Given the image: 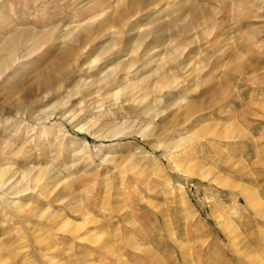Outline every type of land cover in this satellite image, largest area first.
I'll return each instance as SVG.
<instances>
[{
  "label": "rangeland",
  "instance_id": "obj_1",
  "mask_svg": "<svg viewBox=\"0 0 264 264\" xmlns=\"http://www.w3.org/2000/svg\"><path fill=\"white\" fill-rule=\"evenodd\" d=\"M19 36L0 264H264V0H0V45ZM159 77L157 116L123 101Z\"/></svg>",
  "mask_w": 264,
  "mask_h": 264
},
{
  "label": "bare ground",
  "instance_id": "obj_2",
  "mask_svg": "<svg viewBox=\"0 0 264 264\" xmlns=\"http://www.w3.org/2000/svg\"><path fill=\"white\" fill-rule=\"evenodd\" d=\"M98 28H100V27H98ZM97 28V29H98ZM96 31V30H95ZM94 33V32H93ZM22 36H19V37H12V39H10V40H7V41H3L2 42V44L0 45V76H1V74L6 70L7 71V69H9L11 66H13L17 61H19L21 58H23V57H25L26 56V54H19L18 53V49H19V46H21L20 44H23V40H21L20 38H21ZM33 37V36H32ZM36 37V36H35ZM4 39V38H3ZM30 38H27V39H24L25 41L24 42H27L28 40H29ZM37 39V38H36ZM28 55V54H27ZM137 61H139V60H137ZM142 61V60H141ZM117 66V65H116ZM134 66V61L133 60H130L129 62H127V63H125L124 64V67L123 68H121V69H119V70H124V72H126V73H130V71H131V68ZM165 74V73H164ZM118 76V74H117V70H115V69H111V70H109V71H107L106 73H104L100 78H101V80L100 81H104V82H110V81H112L113 79H116V77ZM163 77H159V79H157V81H154L153 83H151L150 84V86H153V88H155V90H156V92L154 93V97H153V99H151V101H149V103L148 104H146L145 106H143L142 104H143V102L141 101V99L140 100H135V98H137V97H135L134 95L137 93V91L135 90V83H126L125 84V86H123V88H122V90L124 89V90H126V93H127V91H128V93H127V95L124 97V99H123V101H128V102H135L137 105H139L138 107H140V109L139 110H141V112H143V114H146V115H148V116H151V117H155V116H157V114H158V112L156 111L155 112V109L153 108V105L158 101L157 100V98L156 97H158V96H160V94L161 93H163V92H161V91H163V90H165V89H168V90H170V89H172V88H174L176 85H171L173 82H171V83H162L163 81H164V79H162ZM93 82L92 81H83V83H80L79 84V86H78V89H77V92H80L82 89H81V86H83V91L84 92H82L85 96H88V95H90L92 92H97V90H95V91H93ZM149 86V85H148ZM98 89H100V87H98ZM137 89V88H136ZM119 90V89H118ZM121 90V91H122ZM133 90H135V91H133ZM70 92V91H69ZM120 92H116V93H114V95H115V97H116V100H117V98H118V94H119ZM70 95H72L71 93H70ZM69 95V96H70ZM137 96V95H136ZM66 99H67V97H66ZM65 99V101L64 102H59V103H56L53 107H52V109H57V107L58 106H64V105H66L67 104V102H68V99L66 100ZM119 99V98H118ZM143 100V99H142ZM157 100V101H156ZM144 101V100H143ZM142 105V106H141ZM102 107V106H101ZM59 108V107H58ZM52 112V111H51ZM44 114V113H43ZM47 118V114H44V118H41V117H39L38 119L40 120H44V119H46ZM125 122H123V123H121V124H119V125H117L116 126V128L114 129V132L115 133H113L112 135H116V133H118L119 131H122L124 128H125V124H124ZM187 137V136H186ZM186 137H184V138H186ZM184 138H182V139H184ZM188 139H189V137H187ZM182 139H180V141L182 140ZM187 141V140H186ZM9 142V141H8ZM184 141H182L181 142V144L183 143ZM179 143V142H178ZM88 144V143H87ZM9 144H7V142H4V141H2V145H0V149H1V151L2 150H6V148L8 147V149H9V146H8ZM173 145V144H172ZM179 147V144H177V142H175V144L173 145V146H171L172 148H176V150H177V148ZM170 147V148H171ZM3 153V152H2ZM1 155V154H0ZM3 155V154H2ZM1 170V169H0ZM42 170V168H40L39 170H38V173L40 172ZM7 171V168H3L1 171H0V182H4L5 183V181L6 180H4V178H3V180H2V176L4 175V173ZM28 171H31V169L30 170H28ZM27 171V172H28ZM27 172H24L23 173V175L20 177V180H19V182H20V184H21V182L23 181V179H24V177H25V175L27 174ZM29 173V172H28ZM41 174V173H40ZM39 174V175H40ZM10 175V174H9ZM55 176V175H54ZM31 178H34L33 180H35V181H38L40 178H39V176L38 175H33L32 174V176H31ZM29 188V186H21V188H17V191L19 192H22V191H24V190H26V189H28ZM17 191H15V192H17ZM16 204H18V203H15L14 202V205H16ZM21 209V208H20ZM20 209H19V211H20ZM22 210V209H21ZM23 211V210H22ZM20 213H22V212H20ZM19 213V214H20ZM23 213H24V211H23ZM228 240H230L229 239V237L227 236L226 237ZM185 257V256H184ZM248 257V256H247ZM250 258V260L254 263V264H262L260 261H257V259H255L256 257H249Z\"/></svg>",
  "mask_w": 264,
  "mask_h": 264
}]
</instances>
